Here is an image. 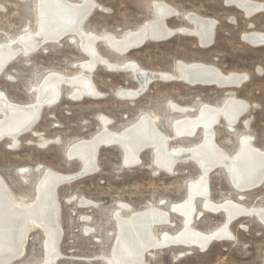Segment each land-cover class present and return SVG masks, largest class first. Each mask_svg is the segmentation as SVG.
I'll use <instances>...</instances> for the list:
<instances>
[{
  "label": "rangeland",
  "instance_id": "rangeland-1",
  "mask_svg": "<svg viewBox=\"0 0 264 264\" xmlns=\"http://www.w3.org/2000/svg\"><path fill=\"white\" fill-rule=\"evenodd\" d=\"M70 1L79 3L82 0ZM94 1L96 9L86 21L85 30L99 36H122L136 30L153 19V5L157 1L178 10V16L167 21L171 28L191 27L185 18L191 13L217 21L214 42L206 48L196 38L178 34L164 42L150 41L121 56L101 41L97 45L99 52L112 63L121 65L132 61L148 71L172 74L176 73L180 62L203 63L227 74L246 75L247 79L241 87L232 88L190 86L160 80L152 83L139 98L129 101L121 98L119 92L139 89L133 74L98 65L93 81L103 96L75 101L70 95L72 88L66 85L59 103L43 109L33 132L21 136L19 143L13 144L10 140L0 143V175L15 195L24 198L26 203L33 202L36 186L46 170L67 175L79 173L81 162L69 159L67 151L75 142L89 140L99 133L102 118L113 121L109 128L120 132L147 114L172 138L171 148L189 147L201 142V134L193 139H175L173 121L184 115L194 117L203 104L219 106L233 93L249 103L250 108L235 128L230 129L223 121L216 126L218 145L233 155L239 139L247 136L253 139L255 146L264 149V45L252 46L242 37L252 31L264 33V13L248 18L239 9L227 6L224 0ZM254 1L264 3V0ZM34 6V0H0V42H11L19 35L37 29ZM73 38L48 44L32 55L17 58L0 77V90L11 101L28 104L36 100V88L48 73L57 72L68 77L79 75L81 63L85 64L89 58L81 49L79 39ZM171 105L189 107L192 111L184 115L174 113ZM141 159L139 166L128 168L123 165L120 147H103L99 150L95 173L59 188L63 238L60 244L62 257L57 264H107L104 258L111 255L116 237L113 216L121 204L129 205L132 211L159 207L170 212L173 226L156 228L157 236L181 230L183 218L170 208L187 198L189 184L200 177V168L192 161H184L172 173L163 171L154 165L152 150L144 152ZM208 183L211 199L215 202L232 200L249 208L264 206V185L251 192L239 193L222 168L209 176ZM82 199L96 206L83 207L80 205ZM196 205L194 229L211 233L224 225L223 213L205 211L202 199H197ZM128 214L123 213L124 216ZM89 229L91 233L86 232ZM230 231L232 239L215 241L205 251L168 247L148 253L146 262L264 264V225L256 217L238 219L231 224ZM44 243L45 234L38 227L28 236L23 256L12 264H43Z\"/></svg>",
  "mask_w": 264,
  "mask_h": 264
},
{
  "label": "bare ground",
  "instance_id": "bare-ground-1",
  "mask_svg": "<svg viewBox=\"0 0 264 264\" xmlns=\"http://www.w3.org/2000/svg\"><path fill=\"white\" fill-rule=\"evenodd\" d=\"M224 1L227 6L239 9L248 18L264 13V3L261 2ZM34 2L37 29L21 34L11 42H0V74L3 72L1 76L18 54L32 55L44 46L59 43L68 37L79 39L80 47L89 61L81 63L82 71L76 77H68L57 72L45 75L36 88V100L32 103L13 102L0 90V137L8 136L7 140L13 144L18 142L23 133L25 135L33 132L45 107L59 103L64 86L72 88L70 95L73 100L103 96L93 81V73L98 65H104L110 70L130 71L133 74L139 82V89L119 92L121 98L129 101L139 98L147 91L153 80L162 77L161 81L164 82L177 81L190 85L188 76H191L192 72H197L198 75L206 77L211 74L207 68L218 69L221 78L225 80L224 84L231 88L241 87L247 79L246 75L227 74L213 65L203 63L180 62L176 66L175 74L148 71L132 61L118 65L101 55L97 47L99 40L104 41L111 50L123 56L127 55L126 51L134 48L140 39L142 41L150 39L151 42L158 43L164 41L166 37L182 34L196 38L199 44L206 48L214 42L216 20L191 13L185 17L191 27L171 28L167 21L178 16V10L165 2L157 1L153 5V19L136 30L128 31L122 36L113 34L99 36L85 30L86 21L96 9L97 4L94 0H82L79 3L70 0ZM242 37L252 46L264 45L262 32L252 31ZM184 69L187 70L184 72ZM170 108L174 113L183 115L192 111V108L178 105H171ZM249 108V103L237 98L233 93L219 106L203 104L194 117L184 115L175 119L171 125L175 139H193L198 133L201 134V142L189 147L171 148L172 138L161 131L153 118L147 114L141 115L136 122L120 132L109 128L113 121L102 118L99 133L89 140H79L70 146L67 151L68 158L80 161L82 164L80 172L86 175L98 170L99 150L115 145L121 148L123 165L128 168L139 166L142 163V154L152 150L154 165L163 171L172 173L177 165L184 161L194 162L201 171L200 177L189 184L187 198L170 208L171 212L180 214L183 218V227L175 234L163 232L157 236L155 231L159 227L173 226L170 212L159 207L132 211L129 205L121 204L113 216L116 237L111 255L104 258L107 264H148L146 262L148 253L168 247L198 248L205 251L215 241L232 239L231 224L244 217L254 216L264 225V206L249 208L232 200L215 202L211 199L208 183L209 176L222 168L230 184L239 193L251 192L264 185V149L255 146L251 137H241L238 149L233 155L228 154L216 141V126L223 121L230 129L235 128ZM70 176L73 175L53 170L44 171L36 186V199L26 203L24 198L14 194L0 175V264H12L14 260L20 259L25 252L28 236L38 227L45 234L46 256L43 264H57L62 257L60 244L63 238L58 186L62 180ZM197 199H202L205 211L225 215V223L221 228L211 233H203L192 227ZM83 200L85 199L80 202L83 207L96 206L93 202ZM124 212L130 214L124 216ZM86 232L91 233L92 230Z\"/></svg>",
  "mask_w": 264,
  "mask_h": 264
},
{
  "label": "water",
  "instance_id": "water-1",
  "mask_svg": "<svg viewBox=\"0 0 264 264\" xmlns=\"http://www.w3.org/2000/svg\"><path fill=\"white\" fill-rule=\"evenodd\" d=\"M264 11V10H263ZM196 20L198 21H201L200 19L198 18H195ZM188 21V20H187ZM175 35H172L170 37H166V39L164 41H167L169 39H171L172 37H174ZM148 41H150V39H145L144 41H142V39H140L136 45H134L135 47L134 48H130L129 50L126 51V54H129L130 52L134 51L135 49H139V48H142L143 46H145ZM162 41V42H164ZM101 41L99 40L98 43H100ZM142 42V43H141ZM20 56H22V54H18L14 60H16L17 58H19ZM211 74L210 75H207L206 77L205 76H202V75H198L197 72H192V75L191 76H188L189 77V84L190 85H194V86H219L221 88H231L230 86H226L224 83H225V80H223V78H221V74L220 71L218 69H215V68H207ZM115 70V69H113ZM116 70H119V69H116ZM187 70V69H186ZM184 69V72L186 71ZM194 70V69H193ZM193 70H190V71H193ZM123 71V70H122ZM208 72V73H209ZM3 73V72H2ZM1 73V74H2ZM0 74V76H1ZM157 81L159 80H162V77L161 78H158L156 79ZM156 80H153L152 82H156ZM165 80V79H163ZM173 80V79H172ZM151 82V83H152ZM246 114V113H245ZM244 114V115H245ZM29 132V131H28ZM24 135V133H23ZM8 139V136H3V137H0V143L4 142L5 140ZM87 175L84 174L83 172H79L73 176H70V177H67L65 178L64 180L61 181L60 185L58 186V189L63 186V185H66V184H70V183H73L79 179H82L84 177H86ZM18 259L14 260L13 263L15 261H17Z\"/></svg>",
  "mask_w": 264,
  "mask_h": 264
}]
</instances>
